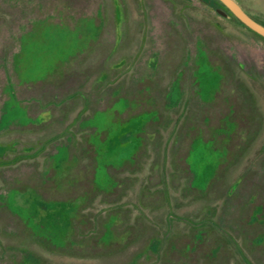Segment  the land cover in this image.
<instances>
[{"label":"rangeland","instance_id":"1","mask_svg":"<svg viewBox=\"0 0 264 264\" xmlns=\"http://www.w3.org/2000/svg\"><path fill=\"white\" fill-rule=\"evenodd\" d=\"M0 264H264V39L218 0H0Z\"/></svg>","mask_w":264,"mask_h":264},{"label":"water","instance_id":"2","mask_svg":"<svg viewBox=\"0 0 264 264\" xmlns=\"http://www.w3.org/2000/svg\"><path fill=\"white\" fill-rule=\"evenodd\" d=\"M242 25L264 39V27L253 21L233 0H218ZM222 16L224 14L220 11Z\"/></svg>","mask_w":264,"mask_h":264},{"label":"trees","instance_id":"3","mask_svg":"<svg viewBox=\"0 0 264 264\" xmlns=\"http://www.w3.org/2000/svg\"><path fill=\"white\" fill-rule=\"evenodd\" d=\"M97 169H98V167H97V165H96V167H95V173H94V184L95 185H97L96 183H97V178H98V172H97ZM46 173H47V175L49 174V171L47 172V170H45V176H46ZM104 174H105V171H104ZM106 176V175H105ZM60 241H61V239H60Z\"/></svg>","mask_w":264,"mask_h":264}]
</instances>
